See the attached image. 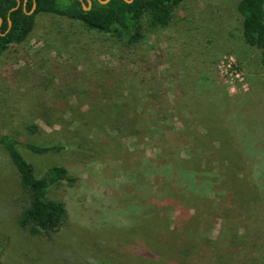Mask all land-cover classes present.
<instances>
[{"label": "rangeland", "instance_id": "1", "mask_svg": "<svg viewBox=\"0 0 264 264\" xmlns=\"http://www.w3.org/2000/svg\"><path fill=\"white\" fill-rule=\"evenodd\" d=\"M238 1L183 0L131 49L38 14L0 55V132L61 143L18 149L74 178L47 194L60 230L31 235L0 148V264H264V70Z\"/></svg>", "mask_w": 264, "mask_h": 264}, {"label": "trees", "instance_id": "2", "mask_svg": "<svg viewBox=\"0 0 264 264\" xmlns=\"http://www.w3.org/2000/svg\"><path fill=\"white\" fill-rule=\"evenodd\" d=\"M102 1L0 0V55L27 40L38 14L77 22L85 32L101 35L111 44L126 49L135 48L143 39V19H146L149 28H164L183 0H108L104 4ZM33 3L34 9L30 12ZM88 3L90 6L86 10ZM236 11L241 20L242 40L257 51L259 66L264 70V0H239ZM123 118L124 115L120 116L121 120ZM118 120L111 119V123ZM124 121L128 128L125 132L128 133L134 121L130 123L128 118ZM24 129L29 135L40 132L32 124ZM19 146L34 154L58 152L63 146L61 143L40 146L23 142L15 134L0 132V148L13 167L17 184L26 198V204L17 215L18 226L31 235L56 233L64 224L65 210L61 202L49 199L47 194L52 184L70 185L74 178L58 165L36 175L32 165L19 152ZM190 196L196 198L193 194ZM186 198L195 202L193 198Z\"/></svg>", "mask_w": 264, "mask_h": 264}, {"label": "water", "instance_id": "3", "mask_svg": "<svg viewBox=\"0 0 264 264\" xmlns=\"http://www.w3.org/2000/svg\"><path fill=\"white\" fill-rule=\"evenodd\" d=\"M108 0H104V1H102L101 3H106ZM124 1H126V2H130L131 0H124ZM89 6H90V4L88 3V5H87V7L85 8L86 10H88L89 9ZM34 9V3H33V5H32V8H31V11L30 12H32V10Z\"/></svg>", "mask_w": 264, "mask_h": 264}]
</instances>
